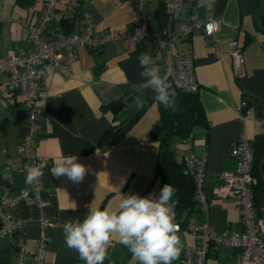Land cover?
Here are the masks:
<instances>
[{
	"label": "crops",
	"instance_id": "crops-1",
	"mask_svg": "<svg viewBox=\"0 0 264 264\" xmlns=\"http://www.w3.org/2000/svg\"><path fill=\"white\" fill-rule=\"evenodd\" d=\"M69 1H57V16L47 22L40 34L43 39L52 40L59 32L82 31L84 12L89 14L94 31L122 32L136 23L135 0H79L68 7ZM162 3L163 0L147 2L151 36L140 42L115 40L95 47L62 49L63 68L45 61V75L38 89L41 110L36 114L39 128L35 138L37 153L48 158L40 190L43 203L19 200L9 208L22 222L20 232L29 254L41 235L49 237L43 264H84L64 242L67 220H82L91 208L116 209L121 195L159 194L156 165L162 147V126L153 91L142 87L137 57L142 52L151 55L152 37L162 26L176 31L178 20H160ZM42 5L43 0H0L1 55L33 50L26 26L37 21ZM194 12L219 21L215 38L194 29L188 39H179L175 45L176 50L192 57L198 81L196 92L208 125L194 126L188 137L174 138L170 145L177 160L190 154L206 155L203 190L208 212L197 210L192 219L208 218L216 232H234L244 227L239 199L214 195L212 187L222 169L235 166L231 143L242 135L253 140L264 134V0H214L210 5L207 0H184L179 17L185 19ZM231 40L244 52L241 70L233 66ZM8 82L9 76L0 71V175L9 158L10 183L16 189L29 186L18 156L27 120L24 97L10 90ZM137 97L144 101L141 108L136 105ZM112 102H118L117 106H107ZM69 156H76L88 169L82 182L55 177L51 171L55 160ZM253 165L252 174L257 179L254 196L258 192V198L253 200L257 214L264 216L259 210L264 204V165L261 169ZM41 216L51 223L42 225ZM178 235L181 244L195 243L187 227L180 226ZM238 251L234 247L211 246L204 264H236ZM15 255L11 238L0 237V264H13ZM179 259L173 264H180ZM103 264L136 262L114 236Z\"/></svg>",
	"mask_w": 264,
	"mask_h": 264
},
{
	"label": "built area",
	"instance_id": "built-area-1",
	"mask_svg": "<svg viewBox=\"0 0 264 264\" xmlns=\"http://www.w3.org/2000/svg\"><path fill=\"white\" fill-rule=\"evenodd\" d=\"M58 0H43L38 19L26 26L29 37L33 40V50L27 53L0 54V71L9 76L8 88L19 92L24 97L26 108L27 128L18 144V156L22 167L48 163V158L36 151L35 138L39 123L36 114L41 110L37 103L38 89L45 75V61H49L57 68H63L61 62L62 49H74L78 45L99 46L108 41L140 42L151 36L148 17L147 2L149 0H135L134 17L136 23L130 30L114 32L112 30L94 31L92 21L87 12L81 17L82 31L59 32L52 40H45L41 33L45 30L47 22L57 15L55 6ZM79 0H70L68 7L75 5ZM184 0H163L166 20L177 21L176 31L162 26L157 35L153 36L151 57L161 68L162 73L167 71L170 88L196 91L198 81L192 57L185 51L176 50V42L188 39L194 29H200L205 36L215 38L219 21L211 15H201L194 12L185 19H180V11ZM210 5L212 0H207ZM209 16L212 19H209ZM216 26L209 29L207 26L213 22ZM229 51L233 66L241 70L244 63V52L236 41L229 42ZM245 102H242V107ZM244 111V110H243ZM244 112L241 113V116ZM49 128V122L47 123ZM5 152V149H2ZM230 154L235 157L233 168L222 169L217 175V183L213 185L212 192L217 196H235L239 199L243 229L234 232H216L209 219L189 220L186 227L195 238L194 244H182L180 264H204L211 246L238 248L236 264H264V216L257 214L253 200L252 186L256 177L252 174L253 148L250 140L244 135L233 141L230 145ZM206 155L195 156L190 154L184 158L185 172L190 175L195 184V196L199 210L208 212V200L203 190ZM11 160L8 158L0 175V237L8 236L14 239L13 246L16 255L13 264H43L46 246L49 240L47 235H41L35 244L34 251L29 249L21 234V220L9 211L19 200L42 204L40 190L42 177L29 186L13 189L10 183ZM47 167L43 169L45 173ZM259 210L264 212V204ZM41 224H50L45 216H41Z\"/></svg>",
	"mask_w": 264,
	"mask_h": 264
},
{
	"label": "clouds",
	"instance_id": "clouds-1",
	"mask_svg": "<svg viewBox=\"0 0 264 264\" xmlns=\"http://www.w3.org/2000/svg\"><path fill=\"white\" fill-rule=\"evenodd\" d=\"M215 26L214 21L207 27ZM137 59L142 69L139 73L144 81L142 87L153 91L154 102L175 111V93L170 90L167 71L162 73L148 53H140ZM135 102L138 108L143 107L140 97ZM45 167V161L26 166V184L31 185L43 177ZM51 171L55 177L65 176L79 183L88 169L76 156H69L55 160ZM176 192L177 189L166 183L158 195L142 197L130 193L121 195L116 209L91 208L82 220L77 217L64 223V242L78 253L84 264H103L114 236L131 253L136 264H173L183 247L178 235L180 226L175 222L178 201L173 197Z\"/></svg>",
	"mask_w": 264,
	"mask_h": 264
},
{
	"label": "trees",
	"instance_id": "trees-1",
	"mask_svg": "<svg viewBox=\"0 0 264 264\" xmlns=\"http://www.w3.org/2000/svg\"><path fill=\"white\" fill-rule=\"evenodd\" d=\"M159 16L160 20L166 18L163 3ZM262 28H264V12H262ZM170 90L175 93L176 110L166 109L162 104H157L158 117L162 126V135L160 136L162 147L157 160L156 174L160 179L161 188L168 183L177 189L173 197L178 201L175 209V220L179 223V226L186 227L193 214L199 210L195 196V184L193 178L185 172L184 160H177L173 157L170 142L174 138H186L194 126L208 125V123L196 91L175 88H170ZM117 103L112 102L107 106L113 108L117 106ZM114 126L112 125V127ZM116 131L118 132V130ZM250 144L254 155L251 168L253 173V164L256 165L258 159L264 157V134L250 140ZM256 184L257 179L253 186L255 187ZM253 186V198L257 199L258 192L254 196Z\"/></svg>",
	"mask_w": 264,
	"mask_h": 264
},
{
	"label": "rangeland",
	"instance_id": "rangeland-1",
	"mask_svg": "<svg viewBox=\"0 0 264 264\" xmlns=\"http://www.w3.org/2000/svg\"><path fill=\"white\" fill-rule=\"evenodd\" d=\"M264 165V158H259L257 163H256V166L257 168L261 169V166Z\"/></svg>",
	"mask_w": 264,
	"mask_h": 264
},
{
	"label": "water",
	"instance_id": "water-1",
	"mask_svg": "<svg viewBox=\"0 0 264 264\" xmlns=\"http://www.w3.org/2000/svg\"><path fill=\"white\" fill-rule=\"evenodd\" d=\"M12 240V243L14 242V239H11Z\"/></svg>",
	"mask_w": 264,
	"mask_h": 264
}]
</instances>
